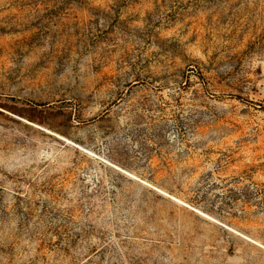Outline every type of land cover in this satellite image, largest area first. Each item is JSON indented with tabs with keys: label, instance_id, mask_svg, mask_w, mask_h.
<instances>
[{
	"label": "rangeland",
	"instance_id": "374dc122",
	"mask_svg": "<svg viewBox=\"0 0 264 264\" xmlns=\"http://www.w3.org/2000/svg\"><path fill=\"white\" fill-rule=\"evenodd\" d=\"M0 264H264V0H0Z\"/></svg>",
	"mask_w": 264,
	"mask_h": 264
},
{
	"label": "bare ground",
	"instance_id": "6f19581e",
	"mask_svg": "<svg viewBox=\"0 0 264 264\" xmlns=\"http://www.w3.org/2000/svg\"><path fill=\"white\" fill-rule=\"evenodd\" d=\"M26 121V120H25ZM27 122V121H26ZM41 128V127H40ZM62 138V137H61ZM137 178V177H136Z\"/></svg>",
	"mask_w": 264,
	"mask_h": 264
}]
</instances>
